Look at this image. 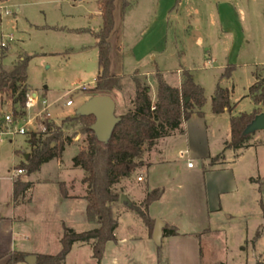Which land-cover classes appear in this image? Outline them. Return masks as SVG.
Listing matches in <instances>:
<instances>
[{
  "label": "rangeland",
  "instance_id": "374dc122",
  "mask_svg": "<svg viewBox=\"0 0 264 264\" xmlns=\"http://www.w3.org/2000/svg\"><path fill=\"white\" fill-rule=\"evenodd\" d=\"M117 3L120 7V3ZM0 5V41L2 35L6 34H12L15 38L10 47L4 49L0 46V59L3 63L0 65L6 70H11L22 56H31L28 64L30 89L36 92L41 100L47 99L52 115L47 121L61 126L64 138L71 139L64 155L67 162L71 156L88 146L87 134L83 132L85 123L79 119H66L74 116L78 109L93 97L91 89L95 86L99 71V51L96 38L91 36L89 31L79 33L67 31L66 28L91 27L98 31L102 18H89L98 13V0H5L0 1ZM129 20L133 22V26L127 24L121 54L114 57L118 70L132 72L133 54L142 55L149 50L154 53L156 59H150L151 56L147 62L159 64L168 83L178 84L179 69H182V76L186 69L193 73L196 81L205 88L207 100L204 106L210 109L211 96L216 90L220 76L226 68L233 66L229 80L222 81L220 85L233 89L232 96L236 102L241 100L238 110L243 113L252 112L253 102L245 96L253 82L252 73L255 68L261 75L264 74V65L256 66L264 63V0H137ZM119 39L121 38L116 35L112 38L114 46ZM132 76L124 77L122 88L112 93L116 100L118 116L132 107L135 97ZM138 76L150 86L151 97L155 101L157 85L145 76ZM153 85L156 86V91L152 89ZM69 99L74 101L72 106L66 105ZM12 101L10 92L0 96V117L14 113L15 109L21 111ZM41 109V106L31 111L24 109L25 115L15 117L20 118V124L23 125V118L34 117ZM42 117L45 115L37 116L35 128L27 125L29 132L26 135L14 137L15 147L25 153L31 152L26 139L28 140L32 133L45 132L42 123L45 124L46 120ZM10 143L6 138L0 145L6 146ZM23 157L25 160V156ZM243 163L242 166H234V161H230L229 165L222 164L214 171L206 167L200 170L197 176L190 178L174 176L171 193L175 197L170 202L188 206L191 200L187 195L193 193L196 196L192 201L195 203L194 207L205 213L206 196L215 190L216 193L226 194V199L231 202L235 211L231 213L232 219L223 213L212 216V231L204 232L200 237V260L180 262L172 259L170 264H239L241 245L247 248L242 256L249 264H263L264 219L259 204L260 194L257 187L246 180L247 174L257 170L256 159L254 156H248ZM4 165L5 163L0 166L2 173ZM49 165L54 175L57 164L52 162ZM153 168L148 165L139 166L132 174L135 178L141 174L146 181L138 184L137 181L124 178L115 186L116 189L122 194H127L128 191L131 196L141 199L144 197L142 193L150 181ZM47 169L43 168L42 177ZM260 170L263 174L264 158L260 163ZM78 171L84 172L82 168ZM259 186L261 200H264V183ZM39 204L38 199V206L32 208V214L39 212ZM49 204L51 210H54L48 216L47 223H42L41 211L37 213L38 220L35 224L41 230H38L37 239L45 252L57 254L61 249L58 235L64 220L71 222L76 232L87 230L89 224L85 208L76 209L75 214L67 219L53 197L49 198ZM132 204L135 206L134 201ZM125 205H114L117 218L127 209ZM144 225V221L134 212L125 213L120 218L117 233L119 237L137 235ZM258 229L260 237L256 238ZM149 230L152 235L154 228ZM155 249L161 256V264H167L166 244L162 242L160 246L156 245ZM97 263L93 257L92 244L88 242L77 244L65 262Z\"/></svg>",
  "mask_w": 264,
  "mask_h": 264
},
{
  "label": "crops",
  "instance_id": "0c3cea01",
  "mask_svg": "<svg viewBox=\"0 0 264 264\" xmlns=\"http://www.w3.org/2000/svg\"><path fill=\"white\" fill-rule=\"evenodd\" d=\"M136 1L137 0H127L128 6L126 8H124L123 0L116 1L115 27L110 36V42L112 44L111 73L122 76L123 78L128 76L130 77L137 73L138 75L145 76L150 81L152 80L157 85L155 74L157 71H160L161 73L163 71L156 62H147L149 61L148 58L151 56L152 58L150 59L155 61L156 58L153 56V52L146 50L142 55L133 54L132 72H125L124 70L120 71L118 70V65L116 66L114 63V57H116L117 54H121L127 24L133 26V22H131L129 19H131L133 11L136 8ZM117 2L120 3V7ZM2 4H4V2ZM1 5L0 14H2ZM118 12H120L119 15ZM93 16L101 17V13L99 11V0L98 13L92 14V16L89 18H92ZM101 25L99 26L98 30L100 29ZM66 30L79 33L82 31H89L91 36L97 31L91 27L80 29L66 28ZM115 35L121 38L119 39V42L117 41L116 46H114L112 43V38ZM95 42L97 44V40ZM1 63L2 60L0 59V64ZM12 63H14V61ZM258 65H264V63L257 64L256 66ZM178 71L180 73V78L177 85H172L165 80L173 87H180L183 82V76L181 74L182 69H179ZM98 74L95 78V82ZM252 75L253 82L251 85L257 81L258 77H264V74L261 75V73L257 71L256 68ZM194 80L196 81L195 77ZM224 80H229V78L224 79L221 75L217 85H220V83ZM27 83L30 87L29 79ZM196 83L198 82L196 81ZM155 87L156 86L153 85L152 89L155 90ZM223 88H227L230 91V99L231 104L233 105V110L231 112L225 111L221 114H215L212 111V106H210V109H208L207 106H204L201 109V113L195 112L192 114L189 120L184 121L179 131H176L170 136L160 138L152 150L146 152L143 157L144 163L142 166L148 165L154 167L150 175V181L147 183L145 191L142 193L144 197L141 199L136 198L131 196L128 191L126 194L130 201L132 200L134 201L135 205H139L145 199L147 193L150 190L157 187L164 188V194L162 197L149 206L148 214L155 221L157 219H161L164 222V225L177 228L180 233L178 235L166 236L162 238L163 244L165 243L167 247V254L165 256V261L167 264H170L172 259H174V261L180 262L200 260L202 246L200 237L204 232L212 231L210 227L212 216L223 213L226 214L227 218L232 219L233 215L231 213L235 211L231 202L226 199V194L216 193L215 190L214 192L212 191L210 195L207 194L206 196L207 203L206 206L204 205L205 213H203V210L201 211L200 209L194 207L195 203L192 201L196 199V196L193 195V193H188L187 195L188 199L191 200L189 204L187 203L188 206L170 202V200L174 199L175 197L171 193L173 190L171 183L174 176L180 175L186 178H190V176L195 177L200 170L205 169L206 167H210V170L214 171L222 166V164L229 165L230 161H234V166H242L244 164L243 162L245 158H248V156H254L256 159L257 170L256 172L253 171L250 174H247L246 180L253 184V186L255 185L257 187V190L260 194L259 204L261 201L260 186L255 182H251L250 179H256L257 177L264 179V173L262 174L260 170V163L264 158V131H257L251 134L244 148L238 150L225 149L226 143L230 142L231 140V118L234 115L243 113V111L238 110V104L241 100L236 102V100L233 99V89L228 87ZM248 93L245 97H248ZM214 94L211 96V102ZM112 97L114 98L113 95ZM248 98L252 101L250 97ZM253 106L254 109L257 107L254 102ZM221 126L222 128H219ZM15 136L6 137L10 140V145H0V166L5 163L3 173L0 169V264H8L11 255L14 252H21L26 256L29 254H48V252L43 250L42 244L38 242V230L40 229L35 223L38 220L37 213L40 211V219L42 223L44 224L48 222V216L52 214L54 210H51V206L49 204L50 197L54 198L56 204L59 206V209L62 213H64V217L67 219H69L71 215L73 216L75 214L76 209L85 208L86 213L87 208V200L85 199L87 185L82 181L85 173H78V169L80 167L74 166L73 158L77 153L71 156L67 162L65 161L64 155L67 147L62 158L53 159L47 163H44L38 171L30 175L26 174L24 171V173L17 176L24 182H30L31 187L25 191L21 197L15 199L14 182L17 177L13 175V171L20 168V164L26 161L23 159V156L29 154V152L25 153L14 146L13 139ZM210 136L212 138H210ZM5 139L0 142H3ZM26 142L28 143L27 139ZM28 146L30 150L31 147L29 143ZM222 152L223 157L219 160H215V157H217ZM188 161H193V167H188ZM52 162L57 164L54 168V170H56L54 175L52 174L51 169H49V164ZM45 167L48 169L45 171V176L42 177L41 174L43 172V168ZM139 176L142 175L138 174L135 178L132 174L126 179L129 180L130 178L132 181H137L138 184L146 181L144 176H142L144 178L143 181H138ZM62 183L65 185L67 190V198L63 197L61 193L60 184ZM38 199L40 200L39 206L41 209L36 214H32V208L38 206ZM117 204L125 205L121 202ZM125 206L127 209L122 211L118 218V227L115 231L116 240L109 241L106 244L104 257L100 264H160V255L155 249L156 243L154 242L153 235L150 234V230L146 224L144 225L140 234H128L119 237L117 230L120 226V218L125 213L134 212L127 204ZM61 219L64 220L63 217H61ZM86 220L89 224V228L87 230L93 229L97 226L95 223L88 221L87 215ZM61 225L62 227L60 228L58 241H60L66 228H71L75 231L72 223L68 222L67 220H64ZM77 244H80V242L74 243L71 251ZM243 246L244 245L240 246V255L238 257L239 264H249L248 260L244 259L242 256V253H245L247 249L243 248ZM71 251L67 255V258L71 254ZM18 264L27 263L24 260Z\"/></svg>",
  "mask_w": 264,
  "mask_h": 264
},
{
  "label": "trees",
  "instance_id": "16d2710c",
  "mask_svg": "<svg viewBox=\"0 0 264 264\" xmlns=\"http://www.w3.org/2000/svg\"><path fill=\"white\" fill-rule=\"evenodd\" d=\"M5 1V0H0ZM117 0H99V11L102 17L100 29L93 33L97 40L99 51V74L92 88V95H110L115 90L122 88V76L111 73L112 44L110 36L115 27V9ZM124 8L128 6L127 0H123ZM31 56H22L11 70H6L0 65V96L10 92L13 104L21 108L15 109L14 115H25V102L27 94L31 91L28 86V64ZM233 66L226 68L222 77H230ZM257 75V74H256ZM157 81V94L154 101L151 97V88L138 74L132 76L135 84V97L132 107L124 114L119 115L120 120L115 124L108 140H101L92 129L95 117L75 114L66 120L79 119L85 123L83 132L87 134L88 146L80 150L73 158L74 166L84 170L83 183L87 185L85 199L87 200L86 215L89 222L97 226L93 229L76 232L66 228L60 239L61 250L57 254H38L36 264H65L67 255L76 242H88L92 244L93 257L100 264L109 241L116 240L115 231L118 227V218L114 213V205L120 202L122 193L116 189L122 179L128 178L143 165V157L146 152L152 150L157 141L174 134L181 129L184 121L189 120L193 113H201L206 104L204 88L196 83L193 74L188 70L183 71V82L180 87L168 84L162 73L155 74ZM248 97L257 106L252 113H240L231 118V140L225 145V149H241L245 147L249 136L243 132L256 115L264 112V77H258L250 86ZM189 99V100H188ZM212 111L221 114L231 112L230 91L217 85L212 98ZM24 111H23V110ZM45 132L32 133L28 138L31 152L26 161L20 164L30 175L40 167L53 159L62 158L66 146L71 139H65L62 127L45 121ZM223 157V152L217 157ZM251 182L264 183L261 178H251ZM31 187L30 182H24L19 177L14 182V198L18 199ZM63 197L68 193L65 185L60 184ZM164 194L163 187L150 190L145 199L132 207V210L150 228H154L156 221L148 214L149 206L159 200ZM260 207L264 214V200L260 201ZM154 231V230H153ZM180 234L175 227L164 225L163 237ZM153 235V233H152ZM256 238L260 237L259 229ZM25 254L14 252L8 264H18L25 260ZM160 264L162 263L161 256Z\"/></svg>",
  "mask_w": 264,
  "mask_h": 264
},
{
  "label": "water",
  "instance_id": "95a60500",
  "mask_svg": "<svg viewBox=\"0 0 264 264\" xmlns=\"http://www.w3.org/2000/svg\"><path fill=\"white\" fill-rule=\"evenodd\" d=\"M189 100V99H188ZM76 114L95 117V122L92 129L96 135L103 141H106L111 136L115 124L120 120L116 115V102L110 95H96L87 100L77 111ZM257 131H264V112L255 116L250 124L247 125L243 132L244 136H249ZM29 154L25 155L27 160ZM120 202L133 207L132 202L128 199L126 194L121 195ZM164 222L157 219L153 231V240L156 245L162 244ZM72 232V229L70 230ZM27 264H36L37 255L29 254L25 257Z\"/></svg>",
  "mask_w": 264,
  "mask_h": 264
},
{
  "label": "built area",
  "instance_id": "2783aa9c",
  "mask_svg": "<svg viewBox=\"0 0 264 264\" xmlns=\"http://www.w3.org/2000/svg\"><path fill=\"white\" fill-rule=\"evenodd\" d=\"M15 40L14 36L12 34H6L2 35L0 46L1 48H8L10 47L11 43ZM74 104V101L72 99H69L66 102L67 106H72ZM42 107L41 111L36 112V115L34 117H25L23 118L24 124H20V118H16L14 113H9L0 118V141H2L4 138L8 136H15V135H26L29 131L27 128V125H30L32 128H35L37 125V116L45 115V117H42L43 120H47L52 117L51 112L49 111V104L47 99H40L37 95V93H33V91H30L27 94V99L25 102V110H35L39 107ZM50 120V119H49ZM44 126V124L42 123ZM45 131V127H44ZM188 167H193L194 163L193 161H188ZM24 173L23 169H15L13 171V175L15 177L21 175ZM144 178L142 176L138 177V181H143Z\"/></svg>",
  "mask_w": 264,
  "mask_h": 264
}]
</instances>
